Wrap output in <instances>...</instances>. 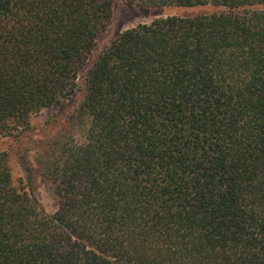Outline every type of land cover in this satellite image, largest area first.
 <instances>
[{
	"label": "trees",
	"instance_id": "1",
	"mask_svg": "<svg viewBox=\"0 0 264 264\" xmlns=\"http://www.w3.org/2000/svg\"><path fill=\"white\" fill-rule=\"evenodd\" d=\"M115 0H0V135L81 91L83 140L49 155L58 208L0 151V264H264V0L119 33ZM214 10H209V7Z\"/></svg>",
	"mask_w": 264,
	"mask_h": 264
},
{
	"label": "rangeland",
	"instance_id": "2",
	"mask_svg": "<svg viewBox=\"0 0 264 264\" xmlns=\"http://www.w3.org/2000/svg\"><path fill=\"white\" fill-rule=\"evenodd\" d=\"M209 7V10H214ZM207 10L205 8H183L176 6H154L131 0H115L113 17L105 34L98 40L95 50L80 71L78 83L82 85V74L93 59L122 31L140 23L173 14H184ZM81 91L64 99L60 104L44 108L31 115L28 126L13 134L0 135V151L9 158L13 183L26 188L39 201L42 208L53 214L58 208L52 180L45 173L49 155H54L65 144L84 139L89 125L88 118L81 119L78 102Z\"/></svg>",
	"mask_w": 264,
	"mask_h": 264
}]
</instances>
